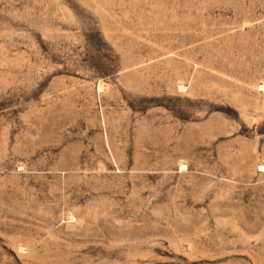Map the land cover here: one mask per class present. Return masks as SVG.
<instances>
[{"label":"rangeland","instance_id":"rangeland-1","mask_svg":"<svg viewBox=\"0 0 264 264\" xmlns=\"http://www.w3.org/2000/svg\"><path fill=\"white\" fill-rule=\"evenodd\" d=\"M0 264H264V0H0Z\"/></svg>","mask_w":264,"mask_h":264},{"label":"bare ground","instance_id":"bare-ground-1","mask_svg":"<svg viewBox=\"0 0 264 264\" xmlns=\"http://www.w3.org/2000/svg\"><path fill=\"white\" fill-rule=\"evenodd\" d=\"M260 171H263V170H260Z\"/></svg>","mask_w":264,"mask_h":264}]
</instances>
